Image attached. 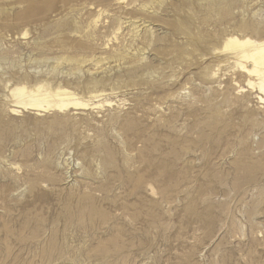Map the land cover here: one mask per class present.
Listing matches in <instances>:
<instances>
[{
  "label": "rangeland",
  "instance_id": "rangeland-1",
  "mask_svg": "<svg viewBox=\"0 0 264 264\" xmlns=\"http://www.w3.org/2000/svg\"><path fill=\"white\" fill-rule=\"evenodd\" d=\"M230 36L264 40V0H0V264H264V93Z\"/></svg>",
  "mask_w": 264,
  "mask_h": 264
},
{
  "label": "bare ground",
  "instance_id": "bare-ground-1",
  "mask_svg": "<svg viewBox=\"0 0 264 264\" xmlns=\"http://www.w3.org/2000/svg\"><path fill=\"white\" fill-rule=\"evenodd\" d=\"M225 44H226L227 47L235 46V47H237L239 49L240 48H244L243 50H238L239 52L238 51H236V52L234 51L232 53H227V58L226 59L228 61L233 60L234 62L237 60L236 62H237V65H240V69L239 70H240L241 74H243L244 76H246L249 79H254L256 81V85L258 87V91L261 94L264 93V40L263 41L261 40L260 43H257V42L255 43V42H252V40L251 41L250 40H243V41L240 40V41H238V39H235V38L230 36L229 38L228 37L226 38ZM237 48H235V49H237ZM231 49H233V47ZM141 57H142V55H141ZM238 61L239 62L243 61L245 66L243 65V63L240 64ZM249 85H251L250 82H249ZM37 87H38V85H37ZM39 87L41 88L43 86H41V84H40ZM11 89H13V88H11ZM38 90H40V89H38ZM10 91L14 95V96L12 95V97H17L19 99L20 98H25L21 102H18L16 100L17 101L16 102L17 106L21 105L22 108L23 107L24 108L29 107V108L37 109V111H43V112H46V111L49 112V110L60 111L61 112V110L65 109V108H67L69 106H75V107L84 106L83 104H81L78 101L77 102L76 101H71V99H72V98H70L71 95L69 93L65 92V91H61V89H60L61 92H56L55 93V92H52V91L51 92L46 91L44 94L39 95V96H33L32 92H31V89H30V91H28L27 89H25L23 87H20V88L16 87V88H14L13 90H10ZM103 93H102V91H100V92L96 91V92H93V96H94V98L97 99V98H100L101 96H103ZM63 97H65V99H69V101H66V102L62 101V100L60 101V98L62 99ZM56 99H59V101L56 102L55 101ZM13 103H14V101H13ZM8 111H10V110L8 109ZM11 112H14V110L11 111ZM15 113H17V112H15Z\"/></svg>",
  "mask_w": 264,
  "mask_h": 264
}]
</instances>
